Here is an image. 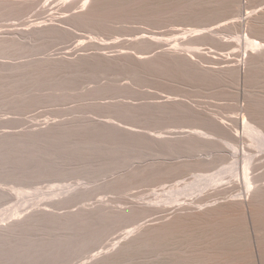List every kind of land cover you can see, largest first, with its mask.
I'll use <instances>...</instances> for the list:
<instances>
[{"label": "rangeland", "instance_id": "obj_1", "mask_svg": "<svg viewBox=\"0 0 264 264\" xmlns=\"http://www.w3.org/2000/svg\"><path fill=\"white\" fill-rule=\"evenodd\" d=\"M262 12L0 0V264H264Z\"/></svg>", "mask_w": 264, "mask_h": 264}, {"label": "bare ground", "instance_id": "obj_2", "mask_svg": "<svg viewBox=\"0 0 264 264\" xmlns=\"http://www.w3.org/2000/svg\"><path fill=\"white\" fill-rule=\"evenodd\" d=\"M251 9V8H250ZM262 10V9H261ZM257 12V11H256ZM238 17V16H237ZM250 17V16H249ZM232 18V17H231ZM236 18V17H235ZM249 20V19H248ZM254 20V19H253ZM264 20V12H262L261 13V17H259V18H257V20H256V22L255 23H257L258 25L261 23V21H263ZM243 23V22H242ZM254 27H256V28H258L257 27V25L256 24H254ZM255 28V29H256ZM254 29V30H255ZM251 50V49H250ZM254 51V50H253ZM259 52L261 53L262 52V49H260L259 50ZM253 54H252V52H251V54H250V57L252 56ZM248 172V169L247 168H245V167H243V177H245V174ZM247 184H246V182H245V186H246ZM246 188V187H245Z\"/></svg>", "mask_w": 264, "mask_h": 264}]
</instances>
